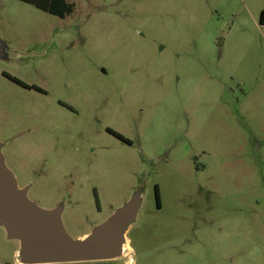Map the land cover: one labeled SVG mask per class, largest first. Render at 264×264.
Returning a JSON list of instances; mask_svg holds the SVG:
<instances>
[{
  "label": "rangeland",
  "instance_id": "obj_1",
  "mask_svg": "<svg viewBox=\"0 0 264 264\" xmlns=\"http://www.w3.org/2000/svg\"><path fill=\"white\" fill-rule=\"evenodd\" d=\"M70 2L0 0V145L72 240L138 199L118 256L73 264H264V0Z\"/></svg>",
  "mask_w": 264,
  "mask_h": 264
},
{
  "label": "water",
  "instance_id": "obj_2",
  "mask_svg": "<svg viewBox=\"0 0 264 264\" xmlns=\"http://www.w3.org/2000/svg\"><path fill=\"white\" fill-rule=\"evenodd\" d=\"M139 207L137 199L98 226L86 240H72L63 230L58 212L38 208L18 190L0 147V225L11 237L20 239L19 258L24 264L113 260L118 256L124 234L136 220Z\"/></svg>",
  "mask_w": 264,
  "mask_h": 264
},
{
  "label": "trees",
  "instance_id": "obj_3",
  "mask_svg": "<svg viewBox=\"0 0 264 264\" xmlns=\"http://www.w3.org/2000/svg\"><path fill=\"white\" fill-rule=\"evenodd\" d=\"M19 2H22L24 4L33 6L35 9L60 18V19H64L70 15L73 14L74 12V4L70 2V0H17ZM14 82L19 83V84H24L16 79L11 78ZM30 89H36L39 91V89H37L36 87H30ZM113 134H115L117 137L121 138L120 135L112 132ZM155 191L156 193L158 192L157 186L155 187Z\"/></svg>",
  "mask_w": 264,
  "mask_h": 264
},
{
  "label": "flooded vegetation",
  "instance_id": "obj_4",
  "mask_svg": "<svg viewBox=\"0 0 264 264\" xmlns=\"http://www.w3.org/2000/svg\"><path fill=\"white\" fill-rule=\"evenodd\" d=\"M8 78V77H7ZM12 81V80H11ZM14 82V81H13ZM14 83H16V82H14ZM17 85H20L22 88H24V89H30V87L28 86V85H26V84H19V83H16ZM30 90H32V89H30ZM107 132L111 135V136H114L116 139H118L119 141H121V142H123V143H125L126 145H128V146H132L133 145V142H131L130 140H128V139H126V138H124V137H122L121 135V138H119V137H117L115 134H113L112 132V130H110V129H108L107 130ZM115 133V132H114ZM116 134H118V133H116ZM119 135V134H118ZM0 147L2 148V145H0ZM14 178H15V180H16V183H17V187H18V190H20V191H22V192H24V194H25V196H26V198L31 202V203H33L35 206H37L31 199H30V197H29V195H30V192H31V186H30V184L29 183H27V184H22V185H20V178H16L15 176H14ZM158 193V192H157ZM38 207V206H37ZM39 208V207H38ZM41 209V208H40ZM43 210H45V209H43ZM128 247H130V246H128ZM110 261H112V260H110ZM96 262H104V261H96Z\"/></svg>",
  "mask_w": 264,
  "mask_h": 264
},
{
  "label": "crops",
  "instance_id": "obj_5",
  "mask_svg": "<svg viewBox=\"0 0 264 264\" xmlns=\"http://www.w3.org/2000/svg\"><path fill=\"white\" fill-rule=\"evenodd\" d=\"M130 248V247H129ZM131 249V248H130ZM20 251L18 250V253H19Z\"/></svg>",
  "mask_w": 264,
  "mask_h": 264
}]
</instances>
